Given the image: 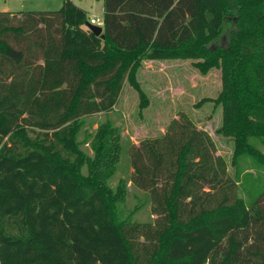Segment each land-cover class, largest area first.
Masks as SVG:
<instances>
[{
	"label": "trees",
	"instance_id": "1",
	"mask_svg": "<svg viewBox=\"0 0 264 264\" xmlns=\"http://www.w3.org/2000/svg\"><path fill=\"white\" fill-rule=\"evenodd\" d=\"M102 3L103 36L72 0L0 11V264H73L56 254L69 230L109 264H264V189L239 197L238 172L184 112L128 147L132 170L116 188L119 129L105 120L79 140L125 82L147 106L143 60L195 59L203 74L220 70L217 133L234 140L232 164L248 156L264 169V0ZM89 139L92 155L81 148ZM127 182L151 220L120 218Z\"/></svg>",
	"mask_w": 264,
	"mask_h": 264
},
{
	"label": "rangeland",
	"instance_id": "2",
	"mask_svg": "<svg viewBox=\"0 0 264 264\" xmlns=\"http://www.w3.org/2000/svg\"><path fill=\"white\" fill-rule=\"evenodd\" d=\"M72 1L85 8L88 18L95 14L102 19L101 0ZM62 2L63 0H0V11H54L61 7ZM195 61V59L143 60L136 71V78L147 97V106L139 107L138 94L125 82L112 111L96 113L85 118L79 140L84 138L85 132H93L97 125L105 120H110L119 129L122 152L117 168L109 180L112 188H116L120 179L126 181L131 173L128 147L131 144H139L145 138L162 135L169 122L180 112H184L198 128L208 132L215 143L216 154L226 161L229 175L236 178L238 172L239 197L248 203L255 193L264 189V169L258 167L248 156L241 157L237 166H234L231 161L233 138L217 133L222 121V109L221 105L215 104L213 100L221 90L220 70L211 68L203 74L194 66ZM258 147L264 153V146ZM81 148L87 154H93L90 139L83 143ZM118 210L120 218H129L131 221L144 222L153 218L145 194L131 182L126 183V191L123 200L118 203ZM104 251L73 230H69L56 254L60 260H70L73 264H109L107 254H103Z\"/></svg>",
	"mask_w": 264,
	"mask_h": 264
},
{
	"label": "built area",
	"instance_id": "3",
	"mask_svg": "<svg viewBox=\"0 0 264 264\" xmlns=\"http://www.w3.org/2000/svg\"><path fill=\"white\" fill-rule=\"evenodd\" d=\"M103 11V9H102ZM88 22L90 24L103 26V19H101L99 16H96L95 14H92L91 17H89Z\"/></svg>",
	"mask_w": 264,
	"mask_h": 264
},
{
	"label": "water",
	"instance_id": "4",
	"mask_svg": "<svg viewBox=\"0 0 264 264\" xmlns=\"http://www.w3.org/2000/svg\"><path fill=\"white\" fill-rule=\"evenodd\" d=\"M86 26L91 29L96 35H102V26L90 24L89 22L86 23Z\"/></svg>",
	"mask_w": 264,
	"mask_h": 264
},
{
	"label": "crops",
	"instance_id": "5",
	"mask_svg": "<svg viewBox=\"0 0 264 264\" xmlns=\"http://www.w3.org/2000/svg\"><path fill=\"white\" fill-rule=\"evenodd\" d=\"M101 4H102V9H103V3H102V0H101ZM83 9H85L83 6H81ZM149 61V60H148Z\"/></svg>",
	"mask_w": 264,
	"mask_h": 264
}]
</instances>
